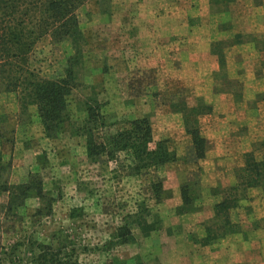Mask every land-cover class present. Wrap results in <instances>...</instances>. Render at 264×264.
Returning <instances> with one entry per match:
<instances>
[{
  "label": "rangeland",
  "instance_id": "1",
  "mask_svg": "<svg viewBox=\"0 0 264 264\" xmlns=\"http://www.w3.org/2000/svg\"><path fill=\"white\" fill-rule=\"evenodd\" d=\"M199 1L203 8L209 6L213 11L203 19L211 31L233 37L212 43L211 49L219 64L216 79L220 86L215 90L233 93L239 103L243 97L242 82L226 77L223 51L230 45L251 44L259 39V47L264 49V33H259L264 31V25H257V20L252 25L244 24L242 20L251 5L263 0H109L107 13H101L93 0L87 1L78 9L86 40L79 73L81 86L70 97L69 118L62 131L52 138L44 135L35 106L20 112L15 94L0 91V109H3L0 183L6 180L9 184H22L32 181L30 176L40 180V192L31 182L26 197L16 199L10 207L7 193L0 191V264H32L33 241L63 246L68 252L73 249L77 264H162L160 257L145 245L144 238L161 229L160 209L165 207L172 186L171 182L166 183L165 165H172L171 171L178 173L179 188L186 182H199V197L195 201L198 210L204 208V202L211 203L213 218L204 223V234L206 226L214 228L220 222L214 219L211 200L202 197L200 184L201 164L209 145L202 128L213 120V108L202 98L193 96L192 88L142 58L153 45L149 40L153 20L175 15L176 6L183 18L189 17L188 24L180 31L186 32L195 20L191 15L200 7ZM221 12L225 13V19ZM258 21H264V14ZM161 26L155 28L160 32ZM70 52L66 42L55 43L43 37L33 43L28 66L40 76L56 77L63 72ZM243 62L246 69L257 65L251 56ZM89 97L101 103L100 111L109 131L123 127L126 120L147 117L152 138L165 140L174 152L176 159L156 172L162 180L160 201L148 190L149 174H130L125 166L129 163L125 154L121 153L117 161L106 156L95 161L87 158L85 138L75 129L86 116L84 101ZM260 99L264 101V92L256 95L254 104ZM181 102L187 109L200 105L211 107L210 112L196 117L198 130L206 139L205 155L200 160L194 157L191 138L185 131L183 114L179 111ZM170 112L178 115L179 125L166 117ZM263 146L264 139L253 151L257 159L264 156ZM240 170L235 167L236 177ZM166 184L168 189H164ZM229 186L217 185L207 194L220 200L222 196L214 195L212 189ZM256 188L264 193L262 188ZM137 215L157 228L144 234L137 226ZM119 227L130 233L124 242L115 243ZM128 237L132 238L128 240ZM189 238L199 243L200 238L195 234L190 233Z\"/></svg>",
  "mask_w": 264,
  "mask_h": 264
},
{
  "label": "trees",
  "instance_id": "2",
  "mask_svg": "<svg viewBox=\"0 0 264 264\" xmlns=\"http://www.w3.org/2000/svg\"><path fill=\"white\" fill-rule=\"evenodd\" d=\"M89 0H0V91L15 94L20 112L28 106H35L46 137L52 138L62 131L68 120L67 107L74 91L79 89V73L83 62L86 40L78 16V9ZM101 13H107L109 0H93ZM49 37L55 43L66 42L70 54L66 57L63 72L56 77H43L28 65L33 43ZM86 116L76 127L77 134L84 136L86 156L95 161L99 156L117 161L123 153L128 158L125 165L130 174H149L148 190L156 201H160L162 180L156 172L159 167L173 162L176 156L165 140L152 138L150 119L147 117L126 120L123 127L111 132L101 113V103L89 97L84 101ZM173 106V104H171ZM186 133L190 136L193 155L197 160L204 158L206 139L198 130L197 116L211 111L210 106L200 105L196 109L180 104ZM194 116V117H193ZM244 166L237 175V183L227 188H213L214 195L222 198L214 204V219L220 222L213 228L205 227V234L199 239L201 245H208L223 237L237 226L230 219V212L236 208L241 197L249 188L264 190V156L257 159L253 151L243 155ZM0 162H2L0 160ZM3 170L0 165V171ZM32 181L22 184L0 183V191L7 193L9 207L16 199H24L32 183L40 192V180L30 176ZM199 182L181 185L182 204L176 207L177 214L197 211L195 201L199 197ZM141 209V208H140ZM148 212L142 209V212ZM137 226L148 235L157 227L147 223L140 215ZM129 230L117 229L115 243L124 242ZM132 237H128V240ZM32 264H77L75 252L63 246L43 242H31Z\"/></svg>",
  "mask_w": 264,
  "mask_h": 264
},
{
  "label": "crops",
  "instance_id": "3",
  "mask_svg": "<svg viewBox=\"0 0 264 264\" xmlns=\"http://www.w3.org/2000/svg\"><path fill=\"white\" fill-rule=\"evenodd\" d=\"M202 4L199 1L200 7L191 15L195 20L186 32L180 31L189 17L183 18V13L181 15L176 6L175 15L154 19L153 24L157 21L151 24L153 31L149 33L153 45L142 58L192 88L193 96L202 98L213 108V120L202 128L209 145L205 159L200 163V184L202 197L208 198L214 205L219 198H211L208 190L217 185H235L237 177L234 169L243 168L244 153L254 151L256 145L263 143L264 101L257 100L256 104L254 101L257 94L264 92V49L259 47L260 39L251 44L244 42L224 48V72L228 79L242 82V101L236 103L229 91H216L220 86L216 79L219 64L211 45L233 37L211 31L210 25L207 26L203 19L213 11L209 6L203 8ZM263 8L264 0L251 5L247 15L242 16L243 23L252 25L257 20V25H264V21H258L264 14ZM221 13L220 16L225 19V13ZM159 25L160 32L155 28ZM250 56L257 65L246 69L243 61ZM249 70L250 73L246 72ZM166 117L179 125L180 118L176 113L170 112ZM165 166L166 183L171 182L172 186L171 194L164 202L165 207L160 209L161 229L144 238L145 245L160 257L162 264H264V193L261 189H247L238 206L230 212L231 221L237 224L234 230L202 246L191 240L189 235L204 236V223L213 218L212 205L204 202V208L177 216L175 209L182 200L180 177L177 172L171 171L172 165ZM168 185H164V189H168Z\"/></svg>",
  "mask_w": 264,
  "mask_h": 264
}]
</instances>
